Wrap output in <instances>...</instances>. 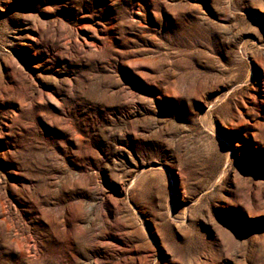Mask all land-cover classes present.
<instances>
[{
    "label": "rangeland",
    "instance_id": "rangeland-1",
    "mask_svg": "<svg viewBox=\"0 0 264 264\" xmlns=\"http://www.w3.org/2000/svg\"><path fill=\"white\" fill-rule=\"evenodd\" d=\"M0 264H264V0H0Z\"/></svg>",
    "mask_w": 264,
    "mask_h": 264
}]
</instances>
